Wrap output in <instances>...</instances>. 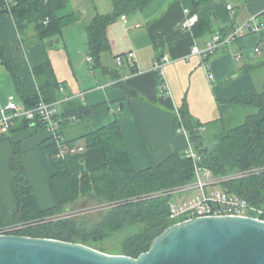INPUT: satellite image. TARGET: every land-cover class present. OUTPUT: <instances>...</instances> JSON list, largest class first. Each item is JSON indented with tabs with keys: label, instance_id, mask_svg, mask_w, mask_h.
Instances as JSON below:
<instances>
[{
	"label": "crops",
	"instance_id": "0c3cea01",
	"mask_svg": "<svg viewBox=\"0 0 264 264\" xmlns=\"http://www.w3.org/2000/svg\"><path fill=\"white\" fill-rule=\"evenodd\" d=\"M184 9L194 10L199 19L191 31L180 26ZM263 9L264 0H208L197 7L192 0H154L144 10L125 15V22L120 16L106 26L108 49L100 55L102 66H96L89 54L87 26L97 13L112 12L111 0H67L54 11L60 32L43 38L35 23L20 33L13 16L2 12L0 43L26 95H40L33 71L38 67L53 98H77L91 108L89 121L70 122L64 136L82 134L89 124L102 128L116 121L132 166L142 170L176 151L193 149L187 133L176 129L180 110L203 125L206 137L218 130L219 120L235 126L255 110L232 106L229 101L251 86L260 89L264 82V29L247 32L207 58L192 54L191 49L194 44L203 45L213 31L227 32L233 23L252 16L260 21ZM162 56L167 57L163 77L154 69ZM103 66L114 74L104 72ZM161 81H166L168 89ZM10 95L19 98L13 77L0 60V115ZM52 142L49 132L31 128L0 136V228L15 224L11 158L16 145L38 205L45 209L54 204L47 151ZM77 144L84 146L83 140ZM70 158L81 161L85 169L104 162L98 148H84Z\"/></svg>",
	"mask_w": 264,
	"mask_h": 264
},
{
	"label": "trees",
	"instance_id": "16d2710c",
	"mask_svg": "<svg viewBox=\"0 0 264 264\" xmlns=\"http://www.w3.org/2000/svg\"><path fill=\"white\" fill-rule=\"evenodd\" d=\"M14 1L16 3L11 6L10 14L20 33L29 23L38 26L39 36L42 38L60 32L54 11L63 7L67 0ZM153 1L111 0L112 12L94 15L87 26L89 33L87 44L89 54L93 57L96 66H102L100 55L108 49L106 26L121 15L144 10ZM206 1L208 0H192L193 7ZM190 11L194 12V10ZM2 12H7L4 0H0V13ZM46 19H49L48 23H45ZM221 32L226 33L223 30ZM0 60L11 73L18 99L24 107L34 106L40 98L61 104L56 118L60 119L62 134L70 122L89 121L91 108L77 98L57 101V98L51 96L49 82L40 76L41 68L33 69L38 77L40 95H26L24 84L16 74L1 43ZM102 68L104 72L114 74L106 67ZM229 104L253 107L255 110L248 112L243 121L235 126L228 125L224 119L219 120L216 125L220 127L209 137L202 133L203 125L190 119L184 109L180 110L179 117L193 150L199 156V166L210 169L216 176L245 171L243 176L231 178L223 185L228 191L248 199L251 203H261L264 200V82L260 89L251 86L232 98ZM177 127L178 120L176 129ZM27 128L34 131L46 130L44 122L38 117L33 121L18 117L7 133ZM50 139L52 140L51 136ZM79 140H83V147L86 149H100L104 162L99 166L85 169L78 159L70 156L59 157V148L54 141L49 144L47 151L53 169L49 181L54 204L45 209L38 205L21 161L19 146H15L11 158V170L17 202L14 218L18 228L11 230L10 233L83 243V241L97 240L100 235L106 236L126 229L134 232L124 237L121 251L124 255L138 257L149 249L158 235L173 224L168 217V201L172 196H164L160 193L170 192L194 181L192 159L187 157L185 152L176 151L156 165L136 170L131 164L116 121L102 128L89 124L82 134L72 138L64 136L63 143L73 147L78 145ZM253 168L261 170L250 171ZM89 193L116 203L96 226L88 229L80 227L72 219L52 218L77 197Z\"/></svg>",
	"mask_w": 264,
	"mask_h": 264
},
{
	"label": "water",
	"instance_id": "95a60500",
	"mask_svg": "<svg viewBox=\"0 0 264 264\" xmlns=\"http://www.w3.org/2000/svg\"><path fill=\"white\" fill-rule=\"evenodd\" d=\"M0 264H264V221L242 216L182 220L138 257L79 242L2 233Z\"/></svg>",
	"mask_w": 264,
	"mask_h": 264
},
{
	"label": "built area",
	"instance_id": "2783aa9c",
	"mask_svg": "<svg viewBox=\"0 0 264 264\" xmlns=\"http://www.w3.org/2000/svg\"><path fill=\"white\" fill-rule=\"evenodd\" d=\"M4 1L5 9L10 13L11 6L16 2L14 0ZM227 8L230 9L231 5H227ZM184 14L180 26L184 30L191 31L199 20L198 16L195 12H191L188 9H184ZM261 15L262 18L260 21H256L255 17L252 16L241 22L233 23L226 33H222L218 30L213 31L210 36L205 39L203 45L194 44L191 53L198 55L200 58H207L214 54L220 47L226 46L238 38L243 37L247 32H259L264 29V9ZM121 19L125 22V15H121ZM48 22L49 19H46L45 23ZM255 50L256 52L259 51V47L257 46ZM129 57H133L132 53L129 54ZM117 60L120 63L121 59L119 57ZM166 62L167 57L162 56L154 64V69L157 70L162 77L163 66ZM205 68L208 69V66L205 65ZM208 77L212 78V74L209 71ZM161 84L165 89H168L166 81H162ZM58 105V102H47L40 98L34 106L26 108L15 98L14 95H10L1 109L0 135L6 134L9 127L18 117H24L29 121H33L38 117L44 122L46 131L49 132L52 140L58 145L59 157L64 158L75 152L82 151L84 149L82 145L68 147L63 143L64 136L60 131V119L56 118V115L59 112ZM177 131L187 133L180 117L178 118ZM185 153L186 156L193 161L195 179L192 183L175 189L177 191L193 189L196 190L197 193L194 196L183 200L173 201L170 199L168 201V217L172 223L205 216H242L264 221V200L257 204L251 203L248 199L228 191L223 185L225 181L231 178L243 176L246 173L245 171L235 172L225 176H216L210 169L199 166V156L192 148L185 151ZM260 170L261 169L253 168L250 171L258 172ZM217 185H221V188H213ZM15 228H18L15 224L7 228H0V234L10 233V231Z\"/></svg>",
	"mask_w": 264,
	"mask_h": 264
},
{
	"label": "rangeland",
	"instance_id": "374dc122",
	"mask_svg": "<svg viewBox=\"0 0 264 264\" xmlns=\"http://www.w3.org/2000/svg\"><path fill=\"white\" fill-rule=\"evenodd\" d=\"M243 120V118H242ZM221 185L213 188L220 189ZM196 190L161 192L160 195H170L173 201L183 200L194 196ZM116 203L103 200L94 193L80 195L73 202L67 204L58 214L53 215L54 219H72L77 225L84 228H92L102 221L108 211L115 206ZM135 230V229H134ZM131 230H119L115 233L103 236L100 235L97 240L83 241V244L102 252L114 255L123 254L121 251V242Z\"/></svg>",
	"mask_w": 264,
	"mask_h": 264
}]
</instances>
